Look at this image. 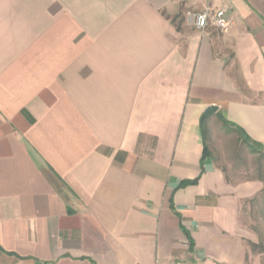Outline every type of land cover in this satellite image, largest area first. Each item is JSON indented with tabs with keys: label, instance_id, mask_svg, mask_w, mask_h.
I'll list each match as a JSON object with an SVG mask.
<instances>
[{
	"label": "crops",
	"instance_id": "obj_1",
	"mask_svg": "<svg viewBox=\"0 0 264 264\" xmlns=\"http://www.w3.org/2000/svg\"><path fill=\"white\" fill-rule=\"evenodd\" d=\"M231 126L264 155V0H0V264H264Z\"/></svg>",
	"mask_w": 264,
	"mask_h": 264
},
{
	"label": "rangeland",
	"instance_id": "obj_2",
	"mask_svg": "<svg viewBox=\"0 0 264 264\" xmlns=\"http://www.w3.org/2000/svg\"><path fill=\"white\" fill-rule=\"evenodd\" d=\"M235 136V134L231 136L232 140L230 139L231 143L228 146L230 151L221 162L224 169L233 172L230 165L235 164L237 168L234 171L239 177L257 178L264 183V155L251 154L244 145L235 140ZM241 217L244 228L250 231L254 240L252 247L249 246L251 255L264 257V188L258 198L246 204Z\"/></svg>",
	"mask_w": 264,
	"mask_h": 264
},
{
	"label": "built area",
	"instance_id": "obj_3",
	"mask_svg": "<svg viewBox=\"0 0 264 264\" xmlns=\"http://www.w3.org/2000/svg\"><path fill=\"white\" fill-rule=\"evenodd\" d=\"M193 23L198 30H205L208 26L213 25L221 33H227L231 25L226 19L225 9L196 13L193 16Z\"/></svg>",
	"mask_w": 264,
	"mask_h": 264
},
{
	"label": "trees",
	"instance_id": "obj_4",
	"mask_svg": "<svg viewBox=\"0 0 264 264\" xmlns=\"http://www.w3.org/2000/svg\"><path fill=\"white\" fill-rule=\"evenodd\" d=\"M223 123L225 126H230L225 121H223ZM231 127H233L234 131L238 134L240 140L249 148L252 154L260 153L257 145L254 142H252L240 128L236 126H231ZM208 154L209 152L205 145V140H204L203 158L208 156ZM188 184H194V182H184L182 183V186H186Z\"/></svg>",
	"mask_w": 264,
	"mask_h": 264
},
{
	"label": "water",
	"instance_id": "obj_5",
	"mask_svg": "<svg viewBox=\"0 0 264 264\" xmlns=\"http://www.w3.org/2000/svg\"><path fill=\"white\" fill-rule=\"evenodd\" d=\"M216 111L215 107H209L205 110V112L203 113V115L201 116L200 119V125L202 126L204 124L205 119L207 118L208 115L214 113Z\"/></svg>",
	"mask_w": 264,
	"mask_h": 264
}]
</instances>
